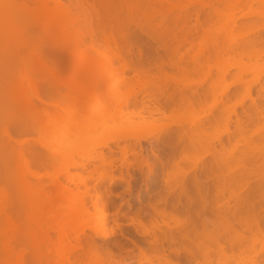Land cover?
<instances>
[{
	"label": "bare ground",
	"instance_id": "bare-ground-1",
	"mask_svg": "<svg viewBox=\"0 0 264 264\" xmlns=\"http://www.w3.org/2000/svg\"><path fill=\"white\" fill-rule=\"evenodd\" d=\"M92 1L89 5V0H71L69 4L61 0H34L36 8L31 12L20 0H0V217L4 218L1 231L5 233L3 241L5 247H14L18 243L17 240L22 237L24 244L31 250L28 259L19 251L9 261L10 264H35V261L39 259V246L45 241H50V233H55L54 240L49 243V254L56 257L55 264H102L101 258L90 244L85 247L86 257L83 258L85 259L83 262L80 259L73 262L72 257L79 249H82L80 231L76 226L84 217H90L91 212L88 206L91 205L93 213L99 215L97 222L102 227H104V220L109 218L106 215L108 208L104 193L97 190L105 177V172H100V169L105 166V157L93 152L86 156L80 155L81 162L78 163L74 159L75 147L73 149L72 146L67 145L68 147L66 146L63 152L49 151L48 147L62 146L66 137L70 135L81 137L76 140L79 144L87 133H91L84 126L90 122L91 118L98 123L122 118L127 124H135L134 120H137L140 125H145L147 122L141 115L145 113L150 118L149 122L164 120L167 126H177L178 117L190 115L202 109L206 104L207 100L202 101L197 96H190L185 90L161 89L158 79L149 78L144 64L152 62L160 75L164 68H169L172 72L181 75L202 74L207 80L213 76V84L209 89L212 99L209 112L216 111L217 107L224 109L223 112L221 109L224 115L220 113L221 115L217 116L216 112V115L213 114V111L211 113L216 116L212 115L213 119L211 118L212 131L216 132L221 125L220 119L223 117L227 122L226 131L228 130L231 116H236V108L242 104L244 99L234 104L228 103L229 106L224 105L223 96L226 95L228 87L220 92L217 91L218 84L226 80V71L221 69L223 57L234 55L237 60L241 61L244 58L257 59L260 55L259 51H255L251 46L248 49H241L238 43H232L229 39L220 44L218 40L209 38L211 35L208 34L206 37L202 36L204 39H200L201 43L198 44L196 51L193 52L195 54L189 60L181 57L176 59L168 57L165 60L127 57L122 54V50L129 43H123L115 38L119 32L118 26L116 30H109L98 37H95V31L90 27L86 32H82L79 28L72 31L74 25H79L81 17L90 22L93 17L100 15L105 17L111 14L108 7L111 0ZM149 1L159 6L163 2L167 3L164 7L153 8L152 17L153 15L165 17L181 10L187 4L191 6V4H196L195 2H203V0H177L175 3H169L167 0ZM253 1L217 0L218 7L214 6L215 10L213 8L214 16L217 18L215 24L217 28L222 33H227L234 25V22L229 20L230 13L239 6L250 5ZM261 15L264 16V12ZM32 18L40 22L39 29L35 34L32 33L33 36L26 33L27 25ZM53 31L55 32L54 40L46 43L43 36H49ZM210 41L213 43L212 48L216 49L215 52L212 51L215 54L205 57ZM128 71L132 72L131 79L125 78ZM42 72H46V75L42 76ZM102 72L111 76L107 85L100 77ZM116 74L120 76L119 82H115L113 78ZM258 77L259 75L256 79ZM235 80L236 85L245 83L243 73H239ZM137 96H141V111L134 113V106L130 108V105ZM143 96H146L147 100H144ZM244 97L250 99L248 86L245 87ZM251 102L255 104L252 99ZM257 113L263 122L262 126L253 132L255 134L264 133V108H260ZM242 126L239 123V138L236 136L237 140L234 141L230 152L236 151L240 145L250 147L245 137V128L242 130ZM22 135L29 136V138L19 140L18 137ZM170 135L167 140L172 143L171 148L176 146L177 140H180L182 144L187 141L188 148L196 160H199L200 156L197 145L205 151H210L215 149L212 144L220 141L217 135H213L208 144H204L198 136L194 142L186 131H183L180 139L176 132ZM131 138L139 140L140 137L130 134H113L106 137L98 146L93 145L90 151L98 147H106L107 143ZM120 153L124 163L130 159L134 160L133 155H130L127 149H120ZM215 153L217 159L214 158L219 159L220 164L225 154L221 155L217 150ZM183 154L182 157L181 154L172 152L170 159L178 155V159L181 158L180 161H191L188 151ZM86 159L93 163L92 170L84 164ZM145 163L148 173L144 180L147 183L154 177L151 174H154L153 170L157 164H154L156 166H153L152 170L151 165L148 164L150 162ZM158 163L160 165L158 167L162 168V162L158 161ZM241 164L240 161H237L233 167L225 164L224 170L228 173ZM132 166L133 164H127V171ZM173 169L170 171L174 176L180 174L179 171ZM71 170L75 171V175L85 172L86 177H91L92 173L100 175L98 182L93 186V193L82 181L74 179ZM41 179H48L51 187L49 195L42 198L40 196L43 188ZM166 179L167 176L162 178L165 189L167 188ZM120 182L130 186L128 179L120 178ZM69 184L73 188H70ZM80 185L84 189L81 190ZM109 185H112V182ZM171 188L173 187L167 188L166 192H169ZM240 189L241 187L236 186L229 188L228 192L232 197L237 198L235 193ZM183 190L181 187V192ZM146 192L148 193L147 190ZM135 199L140 203L142 195L137 193ZM38 200H41L43 204L37 205ZM163 200L164 198L159 197L154 202L147 203L143 209L147 212L144 214L146 217L141 218L136 215L127 222V226L132 227L136 234L151 238L152 250L155 251H152L154 255L151 253V256L148 252L146 253V250L139 249L138 264H169L170 257L178 259L180 256H183L188 263L193 262L192 264H230L229 260H236V257L238 259L247 257L250 261L256 258L253 244L258 238L253 233L251 213L261 206L242 204L235 199L234 208L239 212L245 211V219L243 222L237 221L243 233L233 236L225 223L215 224L211 221L198 223L190 216L176 223H173L172 218L171 221L162 220L158 217L157 206L164 203ZM178 204L177 201L172 204L171 208L175 209ZM186 206H191L197 211L210 207L211 204L204 200L187 201ZM218 206L229 207V203L218 204ZM128 207L131 208L132 205L129 203ZM162 214H165V211H162ZM45 215L49 216V229L47 228L48 232L45 231L39 240H35L31 235H26L20 230L21 226L27 230L31 223L41 224V220L48 219ZM169 215L174 216L172 213ZM254 223L257 227L259 226L258 222ZM199 225L203 228H207L208 225L214 226L213 235L196 234L195 229ZM116 226L118 227L119 224ZM178 227H188L194 233L172 236L171 232ZM108 237V233L101 235V239ZM244 239L248 240L249 246L241 250L239 245L242 242L244 244ZM175 242L180 246L190 243L196 247L197 251L183 246L179 250H170V244ZM211 242L217 246L212 251L208 246ZM235 249L239 251L238 254H235ZM83 256L84 254L81 255Z\"/></svg>",
	"mask_w": 264,
	"mask_h": 264
},
{
	"label": "rangeland",
	"instance_id": "rangeland-1",
	"mask_svg": "<svg viewBox=\"0 0 264 264\" xmlns=\"http://www.w3.org/2000/svg\"><path fill=\"white\" fill-rule=\"evenodd\" d=\"M20 1L26 5L29 11L33 12L35 10L36 4L34 0ZM61 1L65 4L71 2V0ZM167 1L175 3L177 0ZM92 2V0H89L88 4L90 5ZM216 2L217 0H203V2H195L196 4H191V6L187 4L181 10L170 13L165 17L158 15H153L152 17L153 8L164 7L167 3L163 2L159 6L157 4L154 5L149 0H111L108 5L111 14L105 17L102 15L93 17L90 22L85 21L81 17L79 25L72 27L73 32L78 30V28L82 32H86L90 27L95 31V37H98L109 30H116L118 26L119 32L115 35V38L123 43H129L123 48L122 54L133 58H161L165 60L168 57L175 59L181 57L189 60L195 54L193 52L196 51L198 44L201 43L200 39L202 36L206 37L208 34L209 36L211 35L209 38L218 40L220 44L229 39L232 43H238L241 49H248L251 46L252 49L259 51L260 54L257 59L251 58L247 60L244 58L241 61L237 60L234 55L223 57L221 69L226 71V80L218 84L217 91L220 92L223 88L228 87L226 95L223 96L224 105H228V103L234 104L244 98L242 104L236 108V116H231L227 131L225 117L220 119L221 125L216 129V132L212 131L211 128V118L216 117L213 114L216 112L217 116L224 115L222 113L224 109L221 107H217L216 111L212 110L213 114H211L212 111L211 113L209 112L212 104L209 89L213 84V76L207 80L202 74L181 75L172 72L169 68H164L160 75L157 73L156 66L150 62V64L143 65L144 69L148 71L149 78L159 80L161 89L168 91L185 90L190 96H197L202 101L207 100L203 108L190 115L178 117L177 126H167L164 120L149 122L150 118L145 113L141 114L145 117V122H147L145 125H140L137 120H134L135 124H127L122 118L107 121L106 123H98L94 118H91L90 122L84 125L91 133H87L79 144L76 143V140L81 137L70 135L66 137V141L62 146L48 147L49 151L58 152L65 151L67 145L69 147L72 146L71 148L75 147L74 159L78 163L81 162L79 159L80 155L86 156L93 152L96 155L105 157V166L100 169V172H105V177L97 187V190L104 193L108 208L106 215L109 218L104 220V227H102L97 222L99 215L93 213L91 205L88 206L91 212L90 217H84L81 223L76 226L80 231V244L83 250L79 249L73 255V262L79 259L82 262L85 260L83 258L86 257L85 247L87 244H90L94 252L101 258L102 264H138L139 249L146 250V253L148 252L151 255L152 251H154L152 250L151 238L139 236L133 231L132 227L127 226V222L136 215L141 218L146 217L144 214L147 212L143 210L144 206L160 197L164 198V203L157 206V212L159 213L158 217L162 220L171 221L172 218L173 223H176L190 216L193 221L198 223L202 221H211L215 224L225 223L233 236L243 233L238 222L239 220L243 222L245 219V211L239 212L234 208L235 199L242 204L261 206L260 208H255L254 212L251 213L253 233L258 238L253 244L256 258L250 261L247 257L245 259L236 257V260H229V262L230 264H264V133L255 134L253 132L258 127H261L263 122L257 112L260 108H264V16L261 15L264 12V0H254L250 5L235 8L229 17V20L231 19L230 21H233L234 25L227 33H222L215 25L217 18L214 16V10L218 7ZM214 6L216 7L214 8ZM39 23L35 18L29 20L26 33L33 36L36 30L39 29ZM246 32L249 33L245 34ZM54 33L53 31L49 36H43V40L46 43L51 42L55 38ZM203 33L207 35H203ZM210 42L205 51V57L215 54L212 51L215 52L216 49L212 48L211 44L213 43ZM192 43L194 45H191ZM195 45L196 47L193 48ZM193 49L194 51H192ZM203 70H206V68H203ZM241 72L246 85L245 83H240L239 85L235 83L236 77ZM213 73L214 70L212 75ZM41 74L45 76L46 72ZM258 75L259 77L256 79ZM100 77L105 85L111 80V76L103 72L100 73ZM113 78L115 82L120 81L118 74ZM125 78L131 79L132 72H126ZM246 86L249 87L250 99L244 97ZM143 97L144 100H147L146 96ZM251 99L255 101V104H252ZM140 100L141 96H137L131 102L130 108L132 105L134 106V113L141 111ZM221 109H223L222 112ZM239 123L244 126H242V130L245 128V137L249 141L251 148L240 145L236 151L230 152L234 141L237 140L236 136L239 138ZM183 131H186L194 142L198 136L204 144H208L210 137L213 135H217L220 141L211 143L215 149L210 151H205L204 148L197 145L200 156L199 160H196V157L191 154L192 152L188 148L187 141L182 144L180 140H177L176 146L171 148L172 143L167 140L169 139L168 136L172 135L170 133L174 134L175 132L180 139ZM113 134H130L140 138L139 140L131 138L107 143L106 147H98L94 151H90L93 145L98 146L106 137ZM28 138L29 136L26 135L18 137L19 140ZM38 138L41 139L40 137ZM122 147L127 149L130 155H133L132 157H134L135 161L131 159L126 163L122 161L120 153V149H123ZM215 150L219 151L221 155L225 154L222 159L224 163L220 161L219 164V159L216 160ZM186 151H188L191 161H180L181 158L178 159V155L174 158L175 160L170 159L172 152H177L183 157V153H186ZM144 161L146 163L150 162L148 164L151 165V168L156 166L154 164H157L156 168L154 167L156 170L152 168L154 174H151L155 178L151 177L152 180L147 182L148 184L145 182L148 167L144 165ZM154 161L155 163H153ZM158 161L162 162V168H159ZM237 161L242 162V164L237 165L226 173L224 170L225 166L233 167ZM84 164L89 170H92L93 163L89 159H86ZM127 164H133L128 171L126 169ZM171 167L174 168V171H179L184 176L180 174L174 176L170 171ZM70 172L75 180L82 181L93 193V186L98 182L99 174L92 173L91 177H86L85 172L79 175H75L74 170ZM162 174L167 176V188L173 187L169 192H166L167 188L165 189V186H163L162 178L164 176ZM120 178L130 180V186L128 187L124 182H120ZM61 180L63 179L61 178ZM110 182H112V185H109ZM41 184L43 185L40 195L42 198L49 195L51 187L48 179H41ZM69 186L73 188L71 184ZM236 186L241 187V189L235 193L237 198H234L229 194L230 192L228 191L230 190L228 189ZM79 187L81 190L84 189L81 185ZM181 187L184 189L183 192H181ZM137 193L142 195L140 203L135 199ZM201 200L206 201L211 206L198 209L197 211L191 206H186L187 201L199 202ZM177 201L179 204L175 209H172V204ZM227 202L229 207L218 206V204L222 205ZM129 203L132 205L131 208L128 207ZM42 204L41 200L37 201V205ZM162 211H165V214H162ZM170 213L174 216H170ZM46 218L48 219L44 218L41 220V224L31 223L27 230L22 226L19 228L26 235H31L35 240H39L49 226V216ZM3 219V217H0V264H10L9 261L19 251L28 259L31 250L29 246L24 244L22 237L17 240L18 243L14 247L9 248L3 245L5 240V233L3 234L1 231ZM254 222H258L259 226L257 227ZM118 224L119 226L117 227L116 225ZM195 230L198 235L205 233L213 235L214 226L208 225L207 228H203L199 225ZM105 233H108L109 237L101 239V235ZM192 233L194 231L188 227L174 228L171 232L172 236L175 237L185 234L191 235ZM49 236L50 241H53L55 233H50ZM50 241L40 244L38 249L39 259L35 261V264H55L56 257L49 254ZM182 246L192 251H197L196 247L190 243H184ZM182 246L175 242L170 244L169 249L179 250ZM208 246L211 251L217 248L214 242L209 243ZM239 246H241V250L246 249L249 246L248 240H245L244 244L242 242ZM234 252L235 254L239 253L236 249ZM83 254L84 256L81 257ZM152 254L154 255V253ZM176 262L180 264L193 263H188L183 256L178 259L170 257L168 260L169 264H175Z\"/></svg>",
	"mask_w": 264,
	"mask_h": 264
}]
</instances>
